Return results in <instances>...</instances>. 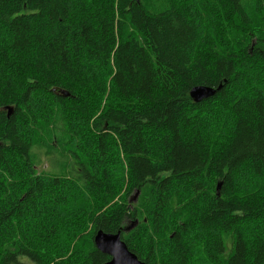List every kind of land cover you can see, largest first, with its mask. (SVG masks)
<instances>
[{
    "label": "trees",
    "instance_id": "1",
    "mask_svg": "<svg viewBox=\"0 0 264 264\" xmlns=\"http://www.w3.org/2000/svg\"><path fill=\"white\" fill-rule=\"evenodd\" d=\"M99 231L264 264V0H0V264H106Z\"/></svg>",
    "mask_w": 264,
    "mask_h": 264
},
{
    "label": "water",
    "instance_id": "2",
    "mask_svg": "<svg viewBox=\"0 0 264 264\" xmlns=\"http://www.w3.org/2000/svg\"><path fill=\"white\" fill-rule=\"evenodd\" d=\"M219 89L197 86L191 90L190 95L194 102L199 103L213 97ZM94 243L99 251L111 257V260L106 264H146L129 250L122 239V232L109 234L99 231L95 235Z\"/></svg>",
    "mask_w": 264,
    "mask_h": 264
},
{
    "label": "rangeland",
    "instance_id": "3",
    "mask_svg": "<svg viewBox=\"0 0 264 264\" xmlns=\"http://www.w3.org/2000/svg\"><path fill=\"white\" fill-rule=\"evenodd\" d=\"M46 162L47 161H45V163L41 166V167H39V171H42V170H48L47 168V164H46ZM136 197V196H135ZM134 198V197H133ZM201 263V262H200ZM206 264V263H205Z\"/></svg>",
    "mask_w": 264,
    "mask_h": 264
}]
</instances>
